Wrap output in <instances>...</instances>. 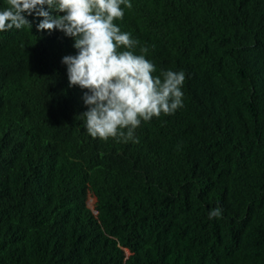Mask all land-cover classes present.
<instances>
[{
    "label": "trees",
    "instance_id": "trees-1",
    "mask_svg": "<svg viewBox=\"0 0 264 264\" xmlns=\"http://www.w3.org/2000/svg\"><path fill=\"white\" fill-rule=\"evenodd\" d=\"M130 2L135 54L186 74L138 143L88 134L74 38L0 32V264H264V0Z\"/></svg>",
    "mask_w": 264,
    "mask_h": 264
},
{
    "label": "clouds",
    "instance_id": "clouds-1",
    "mask_svg": "<svg viewBox=\"0 0 264 264\" xmlns=\"http://www.w3.org/2000/svg\"><path fill=\"white\" fill-rule=\"evenodd\" d=\"M7 5L0 10V32L32 27L25 14L35 13L44 18L40 31L58 29L74 38L78 53L62 62L70 86L87 90L83 100L88 110L80 116L93 138L138 143L135 130L142 121L172 115L183 107L186 74L167 70L154 76L155 65L144 55L148 49L142 47L144 54H135L139 41L114 23L125 15L121 5L132 8L130 0H7ZM122 46L126 50L120 51ZM221 216L218 206L208 218Z\"/></svg>",
    "mask_w": 264,
    "mask_h": 264
},
{
    "label": "water",
    "instance_id": "water-1",
    "mask_svg": "<svg viewBox=\"0 0 264 264\" xmlns=\"http://www.w3.org/2000/svg\"><path fill=\"white\" fill-rule=\"evenodd\" d=\"M97 196V195H96ZM97 199H98V196H97ZM87 206L90 208V209H92V210H94V208L95 207H93L91 204H90V201H88L87 202ZM96 212V211H95Z\"/></svg>",
    "mask_w": 264,
    "mask_h": 264
},
{
    "label": "rangeland",
    "instance_id": "rangeland-1",
    "mask_svg": "<svg viewBox=\"0 0 264 264\" xmlns=\"http://www.w3.org/2000/svg\"><path fill=\"white\" fill-rule=\"evenodd\" d=\"M90 195H91V197L95 196V195H93L92 193H90L89 196H88V201H89L90 198H91Z\"/></svg>",
    "mask_w": 264,
    "mask_h": 264
}]
</instances>
